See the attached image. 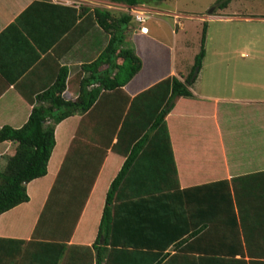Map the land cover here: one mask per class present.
Masks as SVG:
<instances>
[{"label":"crops","instance_id":"0c3cea01","mask_svg":"<svg viewBox=\"0 0 264 264\" xmlns=\"http://www.w3.org/2000/svg\"><path fill=\"white\" fill-rule=\"evenodd\" d=\"M141 5L131 8L139 9ZM68 6L78 11L87 7L72 27ZM93 7L130 8L110 0L76 4L64 0H0V128H17L26 122L36 94L52 84L61 66L68 71L65 93L68 98H76L79 80L85 74L81 65L95 59L108 40V35L87 16ZM146 10L149 17L142 24L146 32H140V23L135 22L139 27L133 34L146 39L137 44L132 37L128 40L141 59L140 70L121 91L102 92L89 111L56 124V147L46 175L26 184L27 202L0 214V264H36L35 253L31 252L39 251L41 245L34 240L51 237L49 231L55 220L50 216L52 212L43 214L36 235L33 233L56 177L61 175L59 180L64 183L52 193L50 202L54 203L68 189L67 182L79 166L84 168L81 159L88 158L89 151L104 147L105 143L96 140L98 132L106 142L125 97L131 99L168 75L183 79L189 73L193 61L185 64L180 60L178 65L175 46L170 63L165 64L167 45L152 37L146 25L148 19H154L153 14L162 11L154 6ZM173 15L177 25L179 15ZM219 18L223 17L212 19ZM206 20L202 21L207 28ZM206 55L205 48L204 61ZM203 60L190 86L193 96L179 98L165 117L178 185L189 189L187 212L177 196L152 193L138 198L129 195L130 189H122L121 197L111 204V239L115 248L122 250L159 249L157 245L172 242L166 249L169 256L161 264H264V110L259 98L232 95L237 83L249 84L242 78H249L245 76L252 75L253 69L240 68L242 77H235L234 69L228 87L226 76L214 64L207 66L212 71L204 76ZM218 88L228 89L230 94L211 91ZM232 103L237 106H230ZM10 145L8 140L0 142V168L12 153ZM124 159L107 148L59 264H96L92 243L109 184ZM194 230L195 234L190 235ZM187 232L188 250L176 252L174 244L185 239ZM15 240L33 241L27 245L31 254L22 252L23 256L14 257L11 250L18 245ZM108 264L144 262L137 253L115 251Z\"/></svg>","mask_w":264,"mask_h":264},{"label":"trees","instance_id":"16d2710c","mask_svg":"<svg viewBox=\"0 0 264 264\" xmlns=\"http://www.w3.org/2000/svg\"><path fill=\"white\" fill-rule=\"evenodd\" d=\"M110 1L131 7L161 0ZM229 1L219 0L218 7H226ZM52 5L55 6V4ZM82 8L78 11L76 7H67L71 16L69 27H72L76 19L87 11V7ZM87 16L91 17L108 35V40L95 59L81 65L85 74L79 80L76 98H68L65 93L68 71L65 66H61L52 84L36 94L26 122L17 128L7 125L0 128V142L10 141L12 151L7 157L5 166L0 168V214L27 202L29 195L26 184L46 175L48 162L56 145V124L76 113L82 114L89 111L101 97L102 92L121 91L122 87L141 68V59L127 41L134 25L136 26L131 13L125 11L117 15L112 9L93 7ZM205 32L206 22L204 21L199 51L194 56L189 73L183 79L171 74L131 99L129 96L125 97V104L117 114L114 126L109 136L106 137V142L104 135L98 132L96 140L100 139L101 144L105 143L104 147L97 149L98 151H89L88 158L81 159L84 161V168L80 169L79 166L75 176L70 177L67 182L68 189L63 196L59 195L54 203L50 202L51 195L57 192L59 186L64 183L63 179L59 180L61 175L58 174L50 190L46 208L42 211L33 234L35 236V231L39 229L43 214L52 212L50 216L55 220L49 231L51 237L47 240H34L41 245L39 251L31 252L35 253L33 258L36 264H59L64 256L67 249L65 242L75 229L108 147L122 154L125 159L111 180L105 195L97 234L92 243V247L96 250L95 263L100 264L101 259H104V264H108L115 251L137 253L144 264H161L169 256L166 249L172 242L163 244V246L157 245L159 249L122 250L115 248V243L111 239L114 214L111 204L121 197L120 190L130 189L132 192L129 195L138 198L143 195H154L152 193L177 196L187 212L189 189L179 188L165 117L179 98L193 96L190 86L201 68L205 54ZM114 138L116 141L112 143ZM92 139L95 138L92 137ZM67 157H69V152L62 166ZM191 234L194 235L195 230ZM181 237L179 236L177 241ZM188 237L187 232L185 239L174 244L176 252L188 250ZM15 241L18 245L11 250L14 257L22 252L31 254L27 245L33 241ZM181 243L184 244L181 245ZM143 245L156 246L154 244Z\"/></svg>","mask_w":264,"mask_h":264},{"label":"rangeland","instance_id":"374dc122","mask_svg":"<svg viewBox=\"0 0 264 264\" xmlns=\"http://www.w3.org/2000/svg\"><path fill=\"white\" fill-rule=\"evenodd\" d=\"M218 3L219 0H161L146 2L141 6L145 9L154 6L162 11V13L153 14L154 19H148L146 25L149 26V34L152 37H156L167 45L164 48L163 59L166 65L170 63L172 46H175L178 65L180 60L185 64L192 63L200 48L202 20L207 19L204 44L207 55L205 61L203 60L204 76L206 72L212 71L207 69V66L214 64L215 67L220 68L221 75L226 76L229 87L231 86V73L234 74V69L235 77H242V72H239L242 67L253 69L252 75L245 76L249 78H242L249 84L237 83L236 92L232 95L259 98L262 101V110H264V0H230L223 8H219ZM112 10L117 15L126 11V9L117 8ZM173 14L179 15L177 25ZM216 15H221L223 18L212 19L217 17ZM138 27L134 25L128 38L129 40L132 37L135 44L146 39L144 36L133 37ZM128 44L132 46V41ZM246 74L251 73L246 72ZM211 91L219 95L228 96L230 94L228 89L218 88ZM230 106L237 105L232 103Z\"/></svg>","mask_w":264,"mask_h":264},{"label":"built area","instance_id":"2783aa9c","mask_svg":"<svg viewBox=\"0 0 264 264\" xmlns=\"http://www.w3.org/2000/svg\"><path fill=\"white\" fill-rule=\"evenodd\" d=\"M65 2H70V3H73V4H76V3H81L83 0H64ZM128 10V11H127ZM126 11L131 13L133 15V19L140 23V32H146V28L145 26H143L142 24H144L145 20L149 17L148 16V11L146 9H143L142 7L139 8V9H134V8H126Z\"/></svg>","mask_w":264,"mask_h":264},{"label":"water","instance_id":"95a60500","mask_svg":"<svg viewBox=\"0 0 264 264\" xmlns=\"http://www.w3.org/2000/svg\"><path fill=\"white\" fill-rule=\"evenodd\" d=\"M210 12V11H209Z\"/></svg>","mask_w":264,"mask_h":264}]
</instances>
